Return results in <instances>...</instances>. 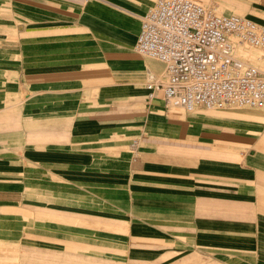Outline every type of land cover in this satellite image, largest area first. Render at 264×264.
I'll return each instance as SVG.
<instances>
[{"label":"crops","instance_id":"obj_1","mask_svg":"<svg viewBox=\"0 0 264 264\" xmlns=\"http://www.w3.org/2000/svg\"><path fill=\"white\" fill-rule=\"evenodd\" d=\"M155 2L0 0V264H264V107L150 97Z\"/></svg>","mask_w":264,"mask_h":264},{"label":"built area","instance_id":"obj_2","mask_svg":"<svg viewBox=\"0 0 264 264\" xmlns=\"http://www.w3.org/2000/svg\"><path fill=\"white\" fill-rule=\"evenodd\" d=\"M264 25L196 0H156L142 18L135 50L165 64L149 96L187 111L264 107Z\"/></svg>","mask_w":264,"mask_h":264},{"label":"rangeland","instance_id":"obj_3","mask_svg":"<svg viewBox=\"0 0 264 264\" xmlns=\"http://www.w3.org/2000/svg\"><path fill=\"white\" fill-rule=\"evenodd\" d=\"M196 1L200 2L202 4H205V5L215 6L219 13H223V11H222L223 7L226 8V7H230L231 6V5L228 4V2H222V3H219V5H217L216 3H213V1H210V0H196ZM236 14L245 15L244 13H236ZM246 108H250V107H247V106H232V107L225 108L224 110L225 111H229L230 110V111H233V112H242Z\"/></svg>","mask_w":264,"mask_h":264},{"label":"bare ground","instance_id":"obj_4","mask_svg":"<svg viewBox=\"0 0 264 264\" xmlns=\"http://www.w3.org/2000/svg\"><path fill=\"white\" fill-rule=\"evenodd\" d=\"M250 54V53H249Z\"/></svg>","mask_w":264,"mask_h":264}]
</instances>
